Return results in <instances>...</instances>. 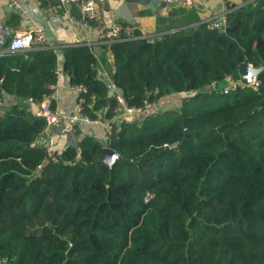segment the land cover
I'll return each instance as SVG.
<instances>
[{
    "label": "trees",
    "instance_id": "trees-1",
    "mask_svg": "<svg viewBox=\"0 0 264 264\" xmlns=\"http://www.w3.org/2000/svg\"><path fill=\"white\" fill-rule=\"evenodd\" d=\"M225 32L240 51L206 23L109 44L129 105L182 96L141 123L112 122L111 168L103 142L85 135L36 175L45 122L26 102L56 83L57 54L0 60L12 96L0 112V264H264V68L256 89L209 88L238 77L244 60L264 65V0L232 8ZM96 68L88 46L63 49L69 83L88 88L82 113L110 120L115 102Z\"/></svg>",
    "mask_w": 264,
    "mask_h": 264
},
{
    "label": "crops",
    "instance_id": "crops-1",
    "mask_svg": "<svg viewBox=\"0 0 264 264\" xmlns=\"http://www.w3.org/2000/svg\"><path fill=\"white\" fill-rule=\"evenodd\" d=\"M232 8L256 4L258 0H228ZM23 8H16L8 0H0V60L12 53L21 54L26 50L10 52L8 42L15 31H27L41 28L45 32L47 43L41 48H54L57 56L55 68L56 98L53 107L64 116L58 127L52 128L50 134L54 140V148L61 151L67 145L76 143L85 135L93 136L104 144L105 130L99 119L97 123L73 121L69 117L77 112V92L71 88L66 72L61 70L63 64V49L73 46H88L97 61L101 72L100 79L111 80L114 56L110 49L111 42L100 40L92 28L97 23L110 26L114 22L127 25L130 28L128 36L137 31L138 37L153 40L166 32L181 29L191 30L200 23H207L220 8V0H192L190 8L179 4L162 5L156 0H94L96 18L90 21L91 26H84L80 21L78 6L74 3L66 6L58 0H22ZM69 17L74 19L72 22ZM11 96V95H10ZM12 97V96H11ZM10 97V98H11ZM180 95H171L158 100L161 107L177 103ZM176 104V106L179 105ZM0 106V112L2 109ZM27 109L37 114L38 102L30 99L26 102Z\"/></svg>",
    "mask_w": 264,
    "mask_h": 264
},
{
    "label": "built area",
    "instance_id": "built-area-1",
    "mask_svg": "<svg viewBox=\"0 0 264 264\" xmlns=\"http://www.w3.org/2000/svg\"><path fill=\"white\" fill-rule=\"evenodd\" d=\"M162 7L168 6L169 3L179 4L183 7L190 8L192 6V0H156ZM9 4L16 8H23L22 0H8ZM58 2L66 6L68 4L74 3L78 6L81 18L80 21L84 26H91L90 21L96 18L94 11V0H58ZM232 7L229 4L228 0H220V8L215 13L214 17L206 23L208 29H218L220 32L225 31V28L228 24V13ZM69 19L74 22L72 17ZM92 28L97 32L98 38L104 41H117L122 38L128 37L130 33V28L127 25L120 24L118 22L112 23L109 27L97 23L92 26ZM47 43L45 32L41 28H36L33 30L27 31H15L13 36L8 42L7 49L10 52L19 51V50H28L32 48H41L44 47ZM56 72V71H55ZM96 76L100 78L101 72L99 69H96ZM1 81V79H0ZM259 84V81L255 76H251V80L248 84L243 83L239 77L228 75L225 77V82L223 84H218L215 81H212L209 84V88L219 89L220 91L226 93L231 88L243 87L244 85L251 86L256 89ZM114 87V92L112 98L114 99V115L110 120H107L103 123L105 135H104V145L109 141V138L113 131L112 122H128V123H141L143 120L148 117L158 114L162 108L158 100H148L144 99L141 106L129 105L124 99L121 91L112 83ZM50 92L38 103L37 115L41 116L45 122V128L43 134L39 140H36L34 144H39L44 149V157L40 164L36 167V175H40L42 168L48 164L50 161L57 160V154L54 148V140L50 134L52 128L58 127L62 122L64 116L60 114L54 107L53 101L56 98V83L49 86ZM71 88L74 89L77 94V112L76 114L71 115L69 118L73 121H80L85 123H97L99 119H90L87 115L82 113L83 106L85 104L84 94L88 92V88L83 84H72ZM3 103V97L0 95V106ZM178 142H172L168 147L175 148L177 147ZM103 145V146H104ZM151 197L149 192H146L144 199L148 200Z\"/></svg>",
    "mask_w": 264,
    "mask_h": 264
},
{
    "label": "water",
    "instance_id": "water-1",
    "mask_svg": "<svg viewBox=\"0 0 264 264\" xmlns=\"http://www.w3.org/2000/svg\"><path fill=\"white\" fill-rule=\"evenodd\" d=\"M173 4L175 3H169L168 5H173ZM220 34L228 40L229 44L236 45L238 51L241 50V48L238 46L236 38L229 37L225 31H221ZM263 68H264L263 64L254 66L248 63L247 60H244L237 67L238 77L243 83L248 84L251 80V76L257 75ZM105 85L108 88L107 100L109 101L112 98L114 87L112 86V82L110 81H106ZM0 95L5 99H9L11 97L9 93L3 90L1 81H0ZM117 157L118 154L114 150H112L106 145L102 147L100 154V161L103 162L105 165H107L108 168H111V165L113 164V162Z\"/></svg>",
    "mask_w": 264,
    "mask_h": 264
},
{
    "label": "rangeland",
    "instance_id": "rangeland-1",
    "mask_svg": "<svg viewBox=\"0 0 264 264\" xmlns=\"http://www.w3.org/2000/svg\"><path fill=\"white\" fill-rule=\"evenodd\" d=\"M178 103H179V101L177 103L174 102L173 104L165 105V106H163L161 108H162V110H172V109H174L176 107V104H178Z\"/></svg>",
    "mask_w": 264,
    "mask_h": 264
}]
</instances>
